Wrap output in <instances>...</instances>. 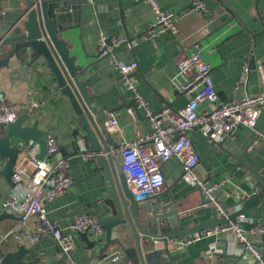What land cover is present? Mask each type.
<instances>
[{
  "label": "crops",
  "instance_id": "0c3cea01",
  "mask_svg": "<svg viewBox=\"0 0 264 264\" xmlns=\"http://www.w3.org/2000/svg\"><path fill=\"white\" fill-rule=\"evenodd\" d=\"M20 1L0 0V10L12 9ZM191 1L156 0L162 11L172 12L187 8ZM217 1H220L219 5ZM85 4L86 17L73 19L69 23L72 27L62 32L71 55L78 57V65L86 66L96 61L93 56L99 50L101 32L113 37H127L129 34L136 39L134 48L125 45L104 61L92 65L84 75L85 79L93 83L90 86L91 94L100 93L95 98V104L99 110L106 112L103 122L105 123L108 111L117 112L120 131L113 137L118 145L123 140L151 133L152 126L145 111L135 109L131 93L124 85L121 88L116 86L121 79L119 72L111 73L114 71L110 63L112 58L138 64V90L154 111L167 106L180 109L187 103L188 97L179 93L171 83L176 75L178 62L194 49L195 44L199 45L203 59L211 66V76L220 100L228 102L238 94H257L262 90L257 65L264 61V0H212L209 5L214 10L206 7V13L195 12L182 19L177 36L166 32L156 38L146 39L141 38V35L154 18V9L148 2L92 0L91 3L85 0ZM225 4H229V7ZM121 8H126L125 12ZM236 10L250 27L244 26L238 19L234 13ZM203 26L210 29L208 34L201 33ZM0 55L3 56L4 53ZM253 58L256 67L243 74V67L246 64L249 67ZM188 79H192V76H182L180 82ZM2 98L5 103L17 108L18 116L24 113L30 115L24 126L37 123L39 130L46 134L52 133L59 142L61 154L70 161L74 184L68 192L47 205L49 218L65 227L83 212L100 220L109 215L110 207L102 199L107 194L108 184L99 174H95L98 168L90 158H84V154L88 153L89 143L78 138L75 130L81 127L77 123V115L69 98L59 92L54 74L38 63L28 65L23 62L19 66L12 64L9 69L1 68L0 106ZM33 102H39V106L30 111L27 106ZM210 108L208 102L200 104V109ZM129 109L134 110V117L129 114ZM257 132L264 133V110L254 129L241 125L234 137L227 138L222 143L210 141L199 129L191 132L200 155L198 172L207 180L209 178L213 182H223L220 197L227 207L234 208L242 198L261 191L253 173L259 172L264 176V142L255 143ZM3 165L0 162V170ZM162 171L166 189L158 197L167 203L172 196L180 200L181 220L185 228L212 218V206L203 204L202 193L182 180V163L178 157L168 160ZM0 184L2 211V201L12 186L3 176H0ZM155 199H151L152 203ZM243 213L254 221H264V198L259 205L251 206ZM13 214L18 218H7L1 223L0 244L6 251L14 250L18 245L11 230L19 220V215ZM30 224L35 227V220L32 219ZM74 239L75 246L70 258L64 256L57 240L52 236H45L37 243L25 245L31 248L30 257L36 256L42 261L39 264H117L114 256L92 258L80 233H75ZM226 239L229 238L205 235L187 246L178 245L174 255L175 264H233L234 258L220 255L226 250L229 254H235L230 250ZM263 243L262 238L255 240L261 250L264 248ZM214 245L221 251L214 259H210L206 253ZM245 261L240 264H249Z\"/></svg>",
  "mask_w": 264,
  "mask_h": 264
},
{
  "label": "built area",
  "instance_id": "2783aa9c",
  "mask_svg": "<svg viewBox=\"0 0 264 264\" xmlns=\"http://www.w3.org/2000/svg\"><path fill=\"white\" fill-rule=\"evenodd\" d=\"M88 1L92 3V0ZM144 1L153 7L154 18L141 35L143 39L156 38L166 32L177 36L182 19L195 12H207L203 0H192L187 8L178 12L162 11L156 0ZM209 32L207 26L201 28L202 34ZM123 43L134 48L136 39L107 36L101 32L99 56L110 54ZM110 63L118 70L124 87L135 100V109H143L152 126L151 133L123 140L117 148L110 149L112 156L121 154L122 169L135 200L152 199L163 193L166 184L162 167L172 157H178L182 163V180L193 188H200L205 200L203 204L214 207L227 222L195 233L190 238L174 239L171 241L172 246H187L205 235L217 238L227 236V244L232 252L237 255L244 254V259L249 264H264L263 251L255 244L256 239L264 237V221H254L243 212L235 220L230 219L242 205L239 203L234 208L225 206L220 197L223 182H213L199 174L200 155L191 136L192 131L199 129L210 141L222 143L227 138L234 137L241 125L253 129L256 127L264 110V61L257 65L262 81L261 92L247 93L238 99L225 102L218 98L211 76V66L203 59L199 45L195 44L194 49L178 62L177 72L171 83L179 93L188 97L187 103L180 109L167 106L159 111L152 110L138 90L136 62L124 63L112 58ZM248 70L246 64L243 74ZM186 75H191L192 79L180 82V78ZM1 102L0 123L14 122L18 117L17 108L5 103L3 98ZM202 102H208L210 110L200 109ZM38 106L39 102H33L27 109L33 111ZM129 114L134 117V110L129 109ZM105 125L112 135L120 131L117 112H107ZM257 134L255 143L264 142V133ZM45 139L47 153L44 157H39L41 146L38 142H21V152L12 175L14 185L1 206L2 210L19 215V220L11 230L19 244L37 243L45 236H52L57 240L64 256L70 258L75 246V233L88 232L90 238L100 244L105 241L106 231L98 217L86 212L79 214L76 220L65 227L49 218L47 205L68 192L74 184V178L70 161L61 154L57 138L52 133H47ZM90 156L91 153L84 154L86 159ZM32 219L35 220V227L30 224ZM246 224H250L249 229L245 227ZM220 251L214 245L206 254L208 258L214 259Z\"/></svg>",
  "mask_w": 264,
  "mask_h": 264
},
{
  "label": "water",
  "instance_id": "95a60500",
  "mask_svg": "<svg viewBox=\"0 0 264 264\" xmlns=\"http://www.w3.org/2000/svg\"><path fill=\"white\" fill-rule=\"evenodd\" d=\"M203 1L208 10H214L209 5L212 0ZM217 3L219 5L220 1ZM225 5L229 7V4ZM85 6V0H21L14 8L0 12V53H4L3 56L0 55V69L4 67L9 69L12 64L19 66L23 62H27L28 65L38 63L46 66L54 74L59 92L69 98L74 108L77 123L81 127L75 132L78 133V138L89 143L87 151L91 153L90 160L98 168L95 174H99L109 187L102 199L111 211L100 220L106 230L104 244L99 246V243L90 238L88 232L80 233L91 257L105 259L107 256H114L117 257L114 260L117 264H175L174 255L178 245L172 246V240L192 237L195 233L226 223L227 219L221 218L212 207V218L185 228L181 220L179 199L172 196L169 203L159 197H155L154 203L151 199L135 200L122 169L121 154L112 156L110 153L111 147L117 148L119 145L114 142L113 135L108 132L103 122L106 112L99 110L95 104V98L100 93L91 94L90 86L93 83L84 76L92 65L104 61L126 43L103 57L99 56L98 51L93 56L96 58L93 63L86 66L78 65V57L71 55L62 32L72 27L69 23H72L73 19L86 17ZM121 10L125 12L126 8ZM234 13L244 26L250 27L247 21L241 18L239 11L236 10ZM127 37L129 40L133 38L129 34ZM255 67L256 61L253 58L250 60L249 70ZM116 72H118L116 69L111 71L112 74ZM117 83L116 86L121 88L122 81ZM122 95L125 96L124 92ZM239 97L238 94L236 98ZM131 101L135 106V100L132 98ZM29 116L28 113H24L12 123H0V162L4 163L0 176H3L11 186L14 185L12 175L21 152V142L28 143L31 140L38 142L41 146L39 157H44L47 153L46 132L39 130L37 123L24 126ZM76 143L79 146L77 140ZM253 173L261 191L248 198H242L240 200L242 208L231 215L232 220L249 207L259 205L264 198V176L259 172ZM195 189L201 192L200 188ZM7 218L18 217L5 210L0 211V229L2 221ZM246 227L249 228L250 224H246ZM262 240L264 241V237ZM30 250L27 245L18 243L14 250L6 251L0 244V264L42 262L36 256L30 257ZM262 251L264 258V248ZM220 255L234 258L233 264L245 261L244 254L225 252Z\"/></svg>",
  "mask_w": 264,
  "mask_h": 264
}]
</instances>
